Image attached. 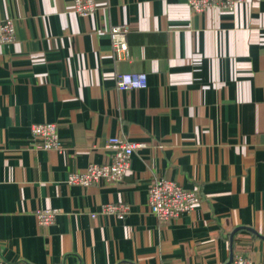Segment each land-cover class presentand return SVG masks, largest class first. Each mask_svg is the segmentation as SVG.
Segmentation results:
<instances>
[{
  "label": "crops",
  "instance_id": "0c3cea01",
  "mask_svg": "<svg viewBox=\"0 0 264 264\" xmlns=\"http://www.w3.org/2000/svg\"><path fill=\"white\" fill-rule=\"evenodd\" d=\"M0 0L15 41L0 46V262L3 264H264V2L196 14L186 0ZM129 28L131 60L111 30ZM120 73L146 88L121 91ZM56 123L63 152L33 150L34 124ZM148 146L122 184L83 188L69 174L108 161L110 138ZM159 179L201 203L161 223ZM130 206L124 219L102 214ZM60 210L41 226L35 212ZM92 214L97 217L93 218Z\"/></svg>",
  "mask_w": 264,
  "mask_h": 264
},
{
  "label": "built area",
  "instance_id": "2783aa9c",
  "mask_svg": "<svg viewBox=\"0 0 264 264\" xmlns=\"http://www.w3.org/2000/svg\"><path fill=\"white\" fill-rule=\"evenodd\" d=\"M248 0H186L196 14H203L211 8L232 12L237 6ZM256 3L264 0H254ZM73 9L79 15L86 17L93 15L98 9L97 0H73ZM15 25L12 19L0 20V46L15 41ZM129 28L117 25L111 30V40L114 55L119 60H131L128 44ZM148 78L145 74L120 73L117 75V88L130 91L146 88ZM33 150H47L63 152L64 147L56 123L44 122L34 124L31 128ZM144 142H133L120 137L110 138L107 148L111 151L108 161L103 164L92 163L83 172L69 174L68 183L83 188H89L101 183L109 185L122 184L132 168V158L135 152L147 147ZM148 203L151 213L161 223H171L179 220L184 214L192 213L201 203L198 191L188 190L179 183L167 179H159L150 185ZM130 211L125 204H107L102 206V214L114 215L124 219ZM59 209L43 208L35 212L41 226H51L55 223ZM96 218V214H92ZM0 264H3L0 262ZM232 264H254L244 255H235Z\"/></svg>",
  "mask_w": 264,
  "mask_h": 264
}]
</instances>
